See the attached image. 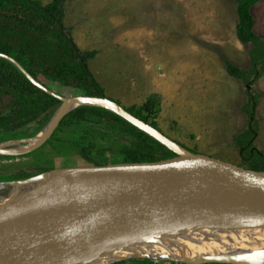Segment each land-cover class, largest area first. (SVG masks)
I'll return each instance as SVG.
<instances>
[{
    "label": "rangeland",
    "instance_id": "1",
    "mask_svg": "<svg viewBox=\"0 0 264 264\" xmlns=\"http://www.w3.org/2000/svg\"><path fill=\"white\" fill-rule=\"evenodd\" d=\"M64 12V26L78 48L97 51L89 68L106 96L128 107L158 94L157 121L164 134L191 151L240 165L233 138L247 127L241 106L248 99L243 82L227 73L225 61L249 70L251 46L236 37L233 0H66ZM253 14L264 34V0L253 7ZM252 87L260 95L256 145L264 151V72ZM51 90L64 98L77 95L57 83H51ZM42 123L29 125L14 138L7 136L17 132L0 131V143L12 152L26 149L27 139ZM103 130L92 123H59L32 152L0 154V194L10 183L27 178L23 174L89 165L82 146L90 147L89 156L97 161L121 163L112 151L118 141ZM171 260L136 258L118 264H187Z\"/></svg>",
    "mask_w": 264,
    "mask_h": 264
},
{
    "label": "water",
    "instance_id": "2",
    "mask_svg": "<svg viewBox=\"0 0 264 264\" xmlns=\"http://www.w3.org/2000/svg\"><path fill=\"white\" fill-rule=\"evenodd\" d=\"M57 97L62 101L58 109L72 104L74 107L70 111L80 106L110 110L158 140L176 156L148 163L57 168L16 181L23 188L53 175L75 174L81 178L73 183L82 188L0 222V264H60L75 252L111 234L144 232L152 227L229 209L251 217H264V170L192 152L108 96ZM58 109L49 120L54 119L52 129L41 144L12 152L1 142L0 154L25 155L42 145L70 112L54 118ZM73 183L56 191H64ZM28 197L31 196L21 199ZM171 261L208 262L204 259ZM228 262L253 264L237 259Z\"/></svg>",
    "mask_w": 264,
    "mask_h": 264
},
{
    "label": "trees",
    "instance_id": "3",
    "mask_svg": "<svg viewBox=\"0 0 264 264\" xmlns=\"http://www.w3.org/2000/svg\"><path fill=\"white\" fill-rule=\"evenodd\" d=\"M233 1L238 17L237 39L251 46L249 70L225 61L227 73L243 82L248 99L241 106L247 127L234 136L233 143L240 157L239 166L264 170V151L256 145L260 130L256 117L260 95L252 87L264 72V38L255 31L252 12V8L262 0ZM65 2L51 0L44 4L41 0H0V54L5 56H0V131L17 132L7 137L14 138L35 122L44 121V126L50 120L62 103L58 94L51 90V83L74 90L77 95L106 97L104 88L89 68V61L97 51L80 50L71 37V30L64 26ZM9 59L14 60L26 74ZM160 101L158 94H151L143 103L124 108L163 132L157 121ZM88 123L103 126V133L118 141V147L112 151L120 156L121 163L157 162L176 156L155 138L102 107H77L63 117L60 126ZM88 148L82 146L81 153L89 165L110 164L105 158L99 161L91 158ZM105 150H100L101 156ZM33 175L27 173L22 176Z\"/></svg>",
    "mask_w": 264,
    "mask_h": 264
},
{
    "label": "bare ground",
    "instance_id": "4",
    "mask_svg": "<svg viewBox=\"0 0 264 264\" xmlns=\"http://www.w3.org/2000/svg\"><path fill=\"white\" fill-rule=\"evenodd\" d=\"M74 105L61 106L54 118ZM54 119L26 141V147L41 144L49 135ZM79 175H53L21 188L11 185L0 194V222L23 214L65 194L80 190ZM68 185L64 191L57 188ZM42 194V196H34ZM31 196L21 199L23 196ZM34 196V197H32ZM136 258L204 259L213 262L241 260L264 264V217L238 214L234 209L214 212L172 225L152 227L132 234L115 233L75 252L60 264H113Z\"/></svg>",
    "mask_w": 264,
    "mask_h": 264
},
{
    "label": "crops",
    "instance_id": "5",
    "mask_svg": "<svg viewBox=\"0 0 264 264\" xmlns=\"http://www.w3.org/2000/svg\"><path fill=\"white\" fill-rule=\"evenodd\" d=\"M261 2V1H260ZM259 3V2H258ZM257 3V4H258ZM256 6V5H255ZM254 6V7H255ZM252 12H253V8H252ZM254 15V14H253ZM254 18H255V31L258 33V34H260L261 36H264V34L263 33H261L260 31H258V26H257V20H256V17L254 16ZM235 32H236V26H235ZM237 37V36H236ZM33 136H31L29 139H31ZM29 139H27V141L29 140Z\"/></svg>",
    "mask_w": 264,
    "mask_h": 264
}]
</instances>
